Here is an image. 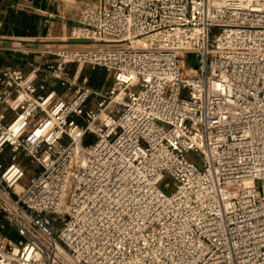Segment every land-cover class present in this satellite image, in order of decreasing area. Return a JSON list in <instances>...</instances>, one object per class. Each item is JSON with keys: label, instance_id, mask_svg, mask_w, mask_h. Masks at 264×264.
<instances>
[{"label": "built area", "instance_id": "1", "mask_svg": "<svg viewBox=\"0 0 264 264\" xmlns=\"http://www.w3.org/2000/svg\"><path fill=\"white\" fill-rule=\"evenodd\" d=\"M76 20L46 66L0 67V264H264V0Z\"/></svg>", "mask_w": 264, "mask_h": 264}, {"label": "crops", "instance_id": "2", "mask_svg": "<svg viewBox=\"0 0 264 264\" xmlns=\"http://www.w3.org/2000/svg\"><path fill=\"white\" fill-rule=\"evenodd\" d=\"M67 12L58 0H0V21L3 23L0 27V44L7 47L0 52V67L21 61V66L27 69L28 64L19 57H24V52L30 49L33 51L28 54L29 61L46 66L54 57L44 55L43 50L58 45L60 41L65 43L67 38L62 40V36L69 34L70 29L77 24V13L70 15ZM13 48L22 51L14 57ZM105 73L103 69L96 70L93 86L106 85ZM46 81L50 86H56L60 93L66 89L54 79Z\"/></svg>", "mask_w": 264, "mask_h": 264}, {"label": "rangeland", "instance_id": "3", "mask_svg": "<svg viewBox=\"0 0 264 264\" xmlns=\"http://www.w3.org/2000/svg\"><path fill=\"white\" fill-rule=\"evenodd\" d=\"M61 2L62 6H65L66 11H68L67 13H70V15L72 13H78L79 8L89 2L90 0H58ZM69 34H66L64 36H62V40H64L65 38H68ZM64 42L60 41L59 44H62ZM78 71V65L76 63L72 64V67L70 69V78L71 80H73L75 77V74ZM96 73V69H93L91 66L89 65H84L83 67H81L80 69V73H79V77L77 79V85L80 84L81 82V78L83 76H88L89 77V86H93V82H94V75ZM105 79H106V85L110 86L112 84V76L110 74H108L107 72L105 73ZM75 93V88H73L72 90H68V94L69 95H73ZM33 170L32 169H28L26 171V175L24 178V181L28 182L29 179L31 178V176L33 175Z\"/></svg>", "mask_w": 264, "mask_h": 264}, {"label": "trees", "instance_id": "4", "mask_svg": "<svg viewBox=\"0 0 264 264\" xmlns=\"http://www.w3.org/2000/svg\"><path fill=\"white\" fill-rule=\"evenodd\" d=\"M3 220V217L0 215V222ZM7 234H9V235H11V236H14V234L11 232V231H9V230H6L5 231Z\"/></svg>", "mask_w": 264, "mask_h": 264}, {"label": "bare ground", "instance_id": "5", "mask_svg": "<svg viewBox=\"0 0 264 264\" xmlns=\"http://www.w3.org/2000/svg\"><path fill=\"white\" fill-rule=\"evenodd\" d=\"M143 41V40H142ZM144 44V43H143ZM21 186V184L18 186V187H20Z\"/></svg>", "mask_w": 264, "mask_h": 264}]
</instances>
